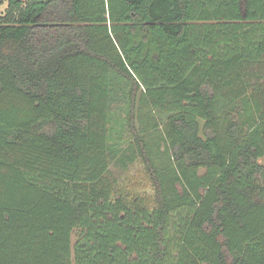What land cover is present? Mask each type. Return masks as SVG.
Masks as SVG:
<instances>
[{
    "label": "trees",
    "instance_id": "obj_1",
    "mask_svg": "<svg viewBox=\"0 0 264 264\" xmlns=\"http://www.w3.org/2000/svg\"><path fill=\"white\" fill-rule=\"evenodd\" d=\"M4 2L0 264H264V0Z\"/></svg>",
    "mask_w": 264,
    "mask_h": 264
},
{
    "label": "rangeland",
    "instance_id": "obj_2",
    "mask_svg": "<svg viewBox=\"0 0 264 264\" xmlns=\"http://www.w3.org/2000/svg\"><path fill=\"white\" fill-rule=\"evenodd\" d=\"M7 3L4 2L0 5V13L7 7ZM130 89L129 82H118L113 88L112 92V109L110 112V153L114 157L126 148V145L131 141L132 133L129 125L130 114ZM260 162L264 164V157L260 159ZM113 172L120 178L126 174L133 177L146 179L144 169L140 164L132 165L128 170L122 169L120 166H112ZM118 171V172H117ZM79 230H74L72 235L73 243L79 237Z\"/></svg>",
    "mask_w": 264,
    "mask_h": 264
}]
</instances>
